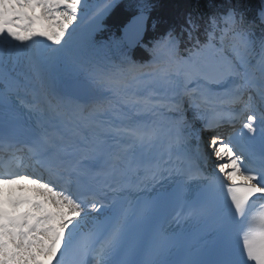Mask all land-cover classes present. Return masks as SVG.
Segmentation results:
<instances>
[{
	"label": "snow or ice",
	"instance_id": "snow-or-ice-1",
	"mask_svg": "<svg viewBox=\"0 0 264 264\" xmlns=\"http://www.w3.org/2000/svg\"><path fill=\"white\" fill-rule=\"evenodd\" d=\"M116 3L0 0V264H264V5L144 44L139 0L124 38L99 40ZM165 218L195 222L194 251L134 259L181 246Z\"/></svg>",
	"mask_w": 264,
	"mask_h": 264
},
{
	"label": "trees",
	"instance_id": "trees-1",
	"mask_svg": "<svg viewBox=\"0 0 264 264\" xmlns=\"http://www.w3.org/2000/svg\"><path fill=\"white\" fill-rule=\"evenodd\" d=\"M154 9L151 13L148 29L144 41H153L163 35L168 29L175 28L179 31L188 13L194 16L204 17L205 19L212 15L222 6L232 3L239 4L242 10H246L247 18L252 19L255 12L262 6L263 0H152ZM137 0H121L110 11L105 19V24L110 29H117L120 32L121 27L135 14L138 10L134 7ZM203 27L194 36L204 42ZM259 35V30L257 29ZM187 40V36L183 38ZM135 55L139 58L149 57L143 48L137 47Z\"/></svg>",
	"mask_w": 264,
	"mask_h": 264
},
{
	"label": "bare ground",
	"instance_id": "bare-ground-1",
	"mask_svg": "<svg viewBox=\"0 0 264 264\" xmlns=\"http://www.w3.org/2000/svg\"><path fill=\"white\" fill-rule=\"evenodd\" d=\"M102 23H103V22H102ZM83 26H87V22H85V24H84ZM197 124H198V121H195V122H194V127H195V128H199ZM208 135H209V134H208ZM208 135H207V133H206V134H203V138L205 139V141L210 140L211 136H210V135L208 136ZM207 138H208V139H207ZM210 151H211L210 149H207V152H208V153H210ZM211 158H212V160H211ZM213 159H214V160H213ZM209 160H210V166H211V169L213 170V169H214V164H215V162H216L215 157L210 155Z\"/></svg>",
	"mask_w": 264,
	"mask_h": 264
},
{
	"label": "water",
	"instance_id": "water-1",
	"mask_svg": "<svg viewBox=\"0 0 264 264\" xmlns=\"http://www.w3.org/2000/svg\"><path fill=\"white\" fill-rule=\"evenodd\" d=\"M137 14H138V12L135 13L134 15H132V16L130 17V19H129V20L124 24V26L121 28V37H122V39H123L124 36H125V28H126L127 25L130 23V21L132 20L133 16H135V15H137ZM147 16H148V19H149L150 12L147 13ZM148 19H147V21H146V23H145L144 33H143V36L141 37V40H143V38H144V36H145V33H146V31H147V23H148Z\"/></svg>",
	"mask_w": 264,
	"mask_h": 264
},
{
	"label": "rangeland",
	"instance_id": "rangeland-1",
	"mask_svg": "<svg viewBox=\"0 0 264 264\" xmlns=\"http://www.w3.org/2000/svg\"><path fill=\"white\" fill-rule=\"evenodd\" d=\"M138 2H139V0H137ZM149 1H151V0H148V2ZM88 2H89V4H91V5H98V4H100V3H102L103 1H99V0H88ZM137 2V3H138ZM150 3V2H149ZM114 34H116V35H114L113 36V34L111 35V37H109L107 40H110V39H113V40H118V38H119V36H118V33H114ZM118 37V38H117ZM106 40V41H107ZM119 40H121V39H119ZM203 134H206V132L204 131V133ZM207 135H208V133H207ZM209 136V135H208ZM211 136V135H210ZM208 139V138H207ZM205 140V139H204ZM211 160H212V158H211ZM214 160V159H213Z\"/></svg>",
	"mask_w": 264,
	"mask_h": 264
}]
</instances>
